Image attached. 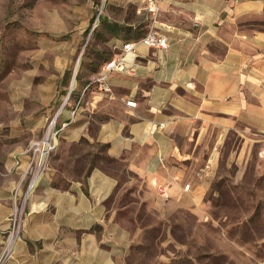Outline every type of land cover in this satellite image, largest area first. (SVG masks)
Masks as SVG:
<instances>
[{
  "label": "crops",
  "instance_id": "1",
  "mask_svg": "<svg viewBox=\"0 0 264 264\" xmlns=\"http://www.w3.org/2000/svg\"><path fill=\"white\" fill-rule=\"evenodd\" d=\"M112 1L97 46L110 60L134 42L125 69L109 73L111 94L92 82L99 71L72 82L55 111L56 146L4 264H126L146 228L144 207L166 218L199 213L211 181L229 166L240 174L264 162V0H166L159 31L167 50L137 43L148 23H124ZM130 1L137 8L142 0ZM8 133L0 130V251L31 155V139L12 142ZM210 157V177L199 178ZM161 182L165 197L156 191Z\"/></svg>",
  "mask_w": 264,
  "mask_h": 264
},
{
  "label": "rangeland",
  "instance_id": "2",
  "mask_svg": "<svg viewBox=\"0 0 264 264\" xmlns=\"http://www.w3.org/2000/svg\"><path fill=\"white\" fill-rule=\"evenodd\" d=\"M106 2L0 0V130L10 131L12 142L43 138L68 95L78 58L76 74L91 75L87 63L97 62L90 50L100 42ZM112 2L113 16L145 24L130 0ZM54 125L58 129L57 119ZM237 171L229 166L211 181L199 213L166 218L144 207L139 223L146 228L126 264H264V162Z\"/></svg>",
  "mask_w": 264,
  "mask_h": 264
},
{
  "label": "built area",
  "instance_id": "3",
  "mask_svg": "<svg viewBox=\"0 0 264 264\" xmlns=\"http://www.w3.org/2000/svg\"><path fill=\"white\" fill-rule=\"evenodd\" d=\"M166 0H142L140 5L136 8V13L141 15L146 20L147 30L137 40V43L151 46L154 48L167 50L168 39L165 34L161 33L160 27L166 24L160 20V12ZM134 42L125 43L122 47L123 52L116 57L106 61L100 67L99 73L94 77L93 83H96L98 90L103 93H112V89L108 82L109 73L114 70L122 71L124 66V55L132 50ZM69 93L63 103L68 99ZM129 105L134 104L132 101L127 102ZM62 105V106H63ZM74 113V112H73ZM58 112L53 116L46 133L40 140L31 141L29 145L30 160L28 163L26 175L28 182L23 193L19 194L18 189H14L12 194L13 210L9 217V227L3 236L2 248L0 251V264H4L7 260L12 258L15 245L21 239L24 220L26 216V208L28 202V193L34 187L36 182L40 179L46 164V155L49 151L54 150L56 146L58 129H55V118ZM212 173V158H208L202 168H200L196 175L199 178H209ZM167 183H158L156 186L157 193L165 197L167 195ZM185 190L189 188V184L183 187Z\"/></svg>",
  "mask_w": 264,
  "mask_h": 264
},
{
  "label": "trees",
  "instance_id": "4",
  "mask_svg": "<svg viewBox=\"0 0 264 264\" xmlns=\"http://www.w3.org/2000/svg\"><path fill=\"white\" fill-rule=\"evenodd\" d=\"M143 22L147 23L146 20H143ZM143 22H141V23H143ZM138 27H139V25L136 26V28H138ZM130 28H131L130 26L129 27L125 26L123 29H130ZM90 54L95 57V61H97V62H94V61H91V62H88V63L84 62L83 61V57L85 56V54L83 53L82 56H81L82 57L81 67L85 63H87V65H89V67H91L90 68V74H94V73H97L100 70V67H101L100 65L102 63H105L106 61H108L109 57H107V55H106L107 53H105L104 51H93L92 49L90 50ZM81 77H82L81 74L80 75H78V73L75 74V80H79Z\"/></svg>",
  "mask_w": 264,
  "mask_h": 264
},
{
  "label": "water",
  "instance_id": "5",
  "mask_svg": "<svg viewBox=\"0 0 264 264\" xmlns=\"http://www.w3.org/2000/svg\"><path fill=\"white\" fill-rule=\"evenodd\" d=\"M78 64H79V58H78V60H77L76 66H75V68H74V72H73V76H72V82H73L74 79H75V72H76V70H77ZM72 82H71V86L73 85Z\"/></svg>",
  "mask_w": 264,
  "mask_h": 264
},
{
  "label": "bare ground",
  "instance_id": "6",
  "mask_svg": "<svg viewBox=\"0 0 264 264\" xmlns=\"http://www.w3.org/2000/svg\"><path fill=\"white\" fill-rule=\"evenodd\" d=\"M73 84V83H72ZM57 118V117H56ZM56 118H55V120H56Z\"/></svg>",
  "mask_w": 264,
  "mask_h": 264
}]
</instances>
